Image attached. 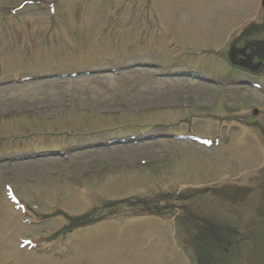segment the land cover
<instances>
[{
  "label": "rangeland",
  "instance_id": "374dc122",
  "mask_svg": "<svg viewBox=\"0 0 264 264\" xmlns=\"http://www.w3.org/2000/svg\"><path fill=\"white\" fill-rule=\"evenodd\" d=\"M18 1L20 0H0V5L11 6ZM61 2L62 7L58 11L62 15L54 17L53 20L49 19L51 16L46 9L38 5L24 8L18 16L13 17L9 13L8 16L0 15V79H3L0 81V120L6 117L1 111L18 109L17 105L21 101H32V105L39 106L36 109L34 106H28L14 111L18 113H23V109L31 111L32 119L23 122L24 125L10 123L9 120L0 121V150L6 148L1 152L3 155L0 154V163L5 162V165H0V172H9L0 175V248L6 249V237L17 234L15 229V223L18 225L17 219L24 220L27 217L10 205V211L15 213V216H12L2 197L1 188L4 192L2 184L12 180L17 182L13 181L7 186L21 185L24 188L21 190L22 195L33 205H52L56 202L55 204L59 206L74 207L72 210L76 212L88 204H96V199L101 200L104 195L116 196L115 199L124 198L123 201L127 200L133 204L140 203L138 198L144 196L148 197L149 205L156 204L153 212L158 213L157 205L161 203L159 199L162 197L158 190L164 189L155 186L153 183L155 179L162 181L163 184L168 181L175 182V185L166 189L176 196L179 186L205 187L221 182L224 177L232 176L226 183L234 181L236 184H247L248 192L245 194H251L249 200L243 202L244 197L242 199L233 197L230 199L233 202L231 204L225 197L221 207L223 211L214 210V206L209 208L206 200L199 197H196L198 201L194 204L207 205L210 215L222 217L224 220L252 219L251 211L256 208L255 199L259 182L256 175L251 172L260 163V145L243 127L239 128L241 129L239 132H234L230 139L222 135L219 145L210 149H205L203 144L196 142L194 146L187 141L162 140L166 143H162L163 151L160 152L162 141L146 140L148 132L135 133L137 130L134 129L131 134L134 133V137L140 139H125V142L108 145L119 144V147H123L121 153L107 154V159L102 160L100 157L96 159L99 151L93 154L87 152L103 151L108 147L96 144L97 139L105 135L104 132L96 131V125L105 127L110 121L97 119L92 115L98 111L109 113L120 108L133 111L149 108L154 110L153 113L143 112L146 120H157L163 114L162 112H159L160 116L156 114L158 107L174 106L177 103L188 109L192 107L191 103L193 107L204 108L203 104L206 105L211 100L216 104L223 100L227 103L233 93L224 87L209 85L201 87L204 85L202 83L194 87L196 90L193 88L188 93L189 85L186 81H181L182 79L189 81L188 78L170 75L165 72L167 69L164 67H157L155 71L152 68L153 72L160 74L151 76L146 72L147 68L142 65V61L152 66L163 64L174 69L190 71L191 67L198 65L190 63V59L195 57L196 46L207 39V36L199 34V31L213 23L221 29L223 36L229 34L241 17L233 11H236L237 6L243 7L245 0H61ZM210 38L216 39L215 35H211ZM214 42L219 43L216 40ZM223 45L224 43L219 47ZM119 49L124 53L122 52V57L117 60L115 53ZM162 59L165 63H162ZM90 60L96 62L86 63L91 62ZM105 60L114 64L131 60L142 61L125 63L119 68L110 62L104 63ZM97 63H103V66H98ZM79 64L84 65L76 69L78 72L76 76L69 74L58 76V73L64 72L62 69L52 68L51 73L48 70L52 66L74 67ZM112 66L117 68L116 71H120L123 79L109 70ZM40 69L41 72L38 74L42 75L38 76L35 73L37 75L34 76L35 79L10 80L11 77L32 74V70L37 72ZM144 72L146 73L140 77ZM164 72L169 75L163 74ZM110 73H113L114 80L109 79ZM138 73L139 77L135 79ZM184 84L187 85L183 87ZM125 89H129V93L125 94ZM101 102L103 103L100 104ZM46 104L52 106L48 110L41 108ZM53 113L55 116H52L54 119L50 123L45 115ZM16 128H19L17 132ZM43 128L47 130L42 132ZM203 128L214 130L207 124L203 125ZM57 130L62 133L61 136H58ZM63 134H68V137ZM72 134L78 139L74 145L70 143L56 151L32 152L44 144L51 147L59 146V141L69 139ZM18 137L23 140L18 141ZM18 148H25L28 151L5 154L6 150ZM83 150L86 152H82ZM132 156L136 157L134 160L145 159L147 166L140 165L139 160H132L131 163ZM113 163L131 164L126 168L117 165L114 172L108 176V171L101 172L97 168L93 175L81 176L83 171L87 172V169H93V166ZM11 165H17V168ZM29 175L33 176L32 181L26 183ZM151 179L154 180L150 181ZM26 184L31 188H27ZM147 184L151 187L146 188ZM83 187L89 188L88 195L84 194ZM13 188L18 190L17 187ZM30 189L34 193L30 192ZM115 202L118 203L113 201L109 204H116ZM173 203V206L181 203L182 208L187 202ZM213 204H217L214 199ZM167 210L171 211L170 214H179L177 209ZM142 213L151 214L144 211ZM183 213L181 209L180 214ZM157 219L153 217L130 219L120 223L123 228L117 236H121V242L113 246L108 239L107 231L104 230L98 237V243L96 240L92 242L96 239V227L106 223H100L98 226L95 224L91 226L90 236L85 239L87 245L78 248L75 258L56 264H108L106 260L110 264H176L179 255L173 254L176 252L173 239L169 244L165 241L164 246L162 240H159L158 244L145 240V248L141 249L142 239L153 232H150L153 230L150 224L154 225ZM164 221L169 223L167 219ZM172 223L166 228V232L171 236L177 228ZM154 227L160 230L163 225L157 222ZM179 227L185 226L182 223ZM32 229L35 230L30 226L24 227V230ZM180 233L187 239L186 234L181 231ZM153 236L155 237L154 234ZM108 244H111L113 252ZM105 246L107 247L105 252L101 253ZM10 250L12 260L8 261L3 259L5 252L2 253L0 250V264H46L45 257L22 254L14 245H11ZM98 252L104 257L97 255ZM163 252L165 255L167 253L166 257L169 259L164 257ZM112 253L113 257L107 256Z\"/></svg>",
  "mask_w": 264,
  "mask_h": 264
},
{
  "label": "flooded vegetation",
  "instance_id": "af4514ba",
  "mask_svg": "<svg viewBox=\"0 0 264 264\" xmlns=\"http://www.w3.org/2000/svg\"><path fill=\"white\" fill-rule=\"evenodd\" d=\"M263 38V37H261ZM256 54L264 57V41H256L254 43H249Z\"/></svg>",
  "mask_w": 264,
  "mask_h": 264
},
{
  "label": "bare ground",
  "instance_id": "6f19581e",
  "mask_svg": "<svg viewBox=\"0 0 264 264\" xmlns=\"http://www.w3.org/2000/svg\"><path fill=\"white\" fill-rule=\"evenodd\" d=\"M109 78L113 79L112 76L109 77ZM29 104H30V102H28L27 100H25V101H21V107L27 106V105H29Z\"/></svg>",
  "mask_w": 264,
  "mask_h": 264
}]
</instances>
